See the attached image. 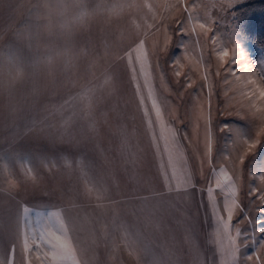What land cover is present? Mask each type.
Listing matches in <instances>:
<instances>
[{
	"label": "rangeland",
	"instance_id": "obj_1",
	"mask_svg": "<svg viewBox=\"0 0 264 264\" xmlns=\"http://www.w3.org/2000/svg\"><path fill=\"white\" fill-rule=\"evenodd\" d=\"M213 2L72 0L89 15L62 31L50 0H0V264H220L207 198L220 167L244 209L233 233L254 230L245 215L264 219L250 196L264 187V123L237 114L238 85L218 71L212 41L226 60L238 44L259 87L264 51L236 31L232 12L247 0L224 14ZM189 15L207 38L181 35ZM261 241L256 232L237 264L264 259Z\"/></svg>",
	"mask_w": 264,
	"mask_h": 264
},
{
	"label": "snow or ice",
	"instance_id": "obj_2",
	"mask_svg": "<svg viewBox=\"0 0 264 264\" xmlns=\"http://www.w3.org/2000/svg\"><path fill=\"white\" fill-rule=\"evenodd\" d=\"M241 0H214L211 7L214 10L219 11L221 14L230 11L235 4L240 3ZM210 18V17H209ZM197 28L201 30V33L197 32ZM212 29L207 23L202 22L197 17L192 15L188 16L187 22L180 26L181 35L184 34H195L198 37L200 34H204L207 38V33L211 32ZM168 42V37H165V43ZM213 51L215 52L219 64L218 71L220 68L224 69L226 76H231L234 78V82L238 85V91L240 94L239 108L237 114L241 109H246L245 115L251 114L255 119H258L261 123H264V108H258L256 100H264V87H259L257 81L251 78V68L255 67L253 63L247 58L246 53L242 48L236 44L232 48V55L230 60L225 58L229 56V49L219 43L218 38L212 41ZM142 61V70H143ZM158 67V66H157ZM175 75L179 77L181 73L176 71ZM259 80L264 82V72L258 73ZM209 77L206 74L204 77L205 87H210L208 84ZM227 82V81H226ZM257 93L259 94L257 97ZM220 131H224L225 128H220ZM167 138L173 144L176 142V133L172 129H167ZM259 135V134H258ZM243 143L247 145L249 150H255L259 147L261 141L259 139L251 140L244 139ZM213 145V136L211 130L206 131V149L210 153L211 147ZM254 154V153H253ZM245 160L244 155H238L236 160L233 161V168L238 172L241 165H243ZM238 161V163L236 162ZM214 185H210L207 188V198L209 204L211 205L212 215L216 223V237H217V251L220 256V264H237L238 255L241 251V247H247L249 243L255 242V233L258 232L264 235V219H256L255 221L250 220L247 215L244 216L245 220L249 221L250 226L253 227L252 232H242L239 227L235 228V232L232 231V221L238 212H243L244 209L238 201V185L234 182L233 175H230L224 167H220L219 171H214ZM259 180L262 185H264V175L259 176ZM219 190L223 194V212L226 214L222 216L220 214V209L217 206L216 196L214 191ZM250 196H256L259 200V207L256 209L259 215H264V187L252 188L250 191ZM258 226V227H257ZM264 250V241L259 244V249ZM255 264H264V259L261 255L254 253ZM248 261H253V255L247 256Z\"/></svg>",
	"mask_w": 264,
	"mask_h": 264
},
{
	"label": "trees",
	"instance_id": "obj_3",
	"mask_svg": "<svg viewBox=\"0 0 264 264\" xmlns=\"http://www.w3.org/2000/svg\"><path fill=\"white\" fill-rule=\"evenodd\" d=\"M232 14L240 37L264 51V0H247Z\"/></svg>",
	"mask_w": 264,
	"mask_h": 264
},
{
	"label": "clouds",
	"instance_id": "obj_4",
	"mask_svg": "<svg viewBox=\"0 0 264 264\" xmlns=\"http://www.w3.org/2000/svg\"><path fill=\"white\" fill-rule=\"evenodd\" d=\"M47 15L50 24L63 31L82 26L89 14L83 9L77 10L72 0H50Z\"/></svg>",
	"mask_w": 264,
	"mask_h": 264
}]
</instances>
